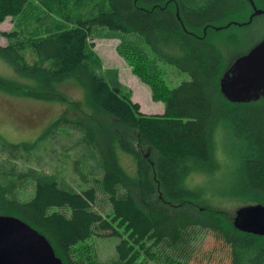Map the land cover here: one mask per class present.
I'll return each mask as SVG.
<instances>
[{
  "label": "trees",
  "instance_id": "16d2710c",
  "mask_svg": "<svg viewBox=\"0 0 264 264\" xmlns=\"http://www.w3.org/2000/svg\"><path fill=\"white\" fill-rule=\"evenodd\" d=\"M250 1L37 0V12L29 0H0V25L17 16L48 22L23 40L17 31L3 33L9 43L0 44V59L18 79L0 85L35 100L71 101L76 110V118L60 117L35 151L0 136V216L39 231L64 264H191L205 233L228 250L229 264H264V235L235 220L240 205L264 206V106L223 95L216 43L249 25L233 21L248 22ZM253 1L264 10V0ZM52 16L62 23L49 22ZM94 27L133 37L118 51L152 99L165 104L163 114H144L109 82L91 42ZM235 35L233 45L242 43ZM162 65L189 80L169 87ZM71 84L83 100L69 99ZM219 138L227 142V164L217 156ZM45 154L70 157L77 180L42 170ZM208 178L227 183L226 195L206 188ZM104 202L110 213L100 211ZM104 232L119 242L101 261L88 243ZM82 246L90 249L75 251Z\"/></svg>",
  "mask_w": 264,
  "mask_h": 264
},
{
  "label": "rangeland",
  "instance_id": "374dc122",
  "mask_svg": "<svg viewBox=\"0 0 264 264\" xmlns=\"http://www.w3.org/2000/svg\"><path fill=\"white\" fill-rule=\"evenodd\" d=\"M29 1H31L30 7L34 11H41L38 7L37 0ZM48 21L53 24L62 23L55 16L49 17ZM47 25V20L37 25V20L27 19L25 16L9 17L0 25V44L6 46L9 43V40L3 36L5 32L17 31L18 39L23 40L24 37H27L28 32H33L36 29H44ZM214 29L222 30V26L215 27ZM235 33L239 35V40L242 43L233 45V40L236 36ZM91 37V42L104 63L102 72L109 82L113 86H121L126 94H130L132 100L140 104L141 111L144 114L158 115L159 112H164L165 104L163 102H155L152 99L150 88L132 73L130 66L118 51V46L121 43L128 40L132 41L133 37L131 35H125L122 32H113L103 27H94ZM263 39L264 16H258L252 23L245 27L234 29L231 33L219 35L216 43L220 51L223 52L224 63L226 65L236 53L249 50ZM235 40L239 41L238 38ZM161 71L166 83L171 88L179 86L182 82L190 78L188 74L179 72L170 65H162ZM4 79H18V76L9 65L0 59V83L4 82ZM67 92L70 97L69 99L72 101H81L84 98L83 92L76 85L71 84ZM73 104L71 101L52 102L35 100L27 96H18L5 89L3 85H0V136L12 143L26 144L35 151L36 148L40 147L43 136L61 119L60 117L76 118V110L72 108ZM220 141L223 143L224 149H219L217 156L222 162L224 161L227 164L228 157H230L228 152H225L227 142L219 138V148ZM36 151H39V149ZM51 156H54V153ZM66 158V162L62 161V163L58 160L52 161L50 154H45L44 158H42L43 160H41L40 168L49 174L58 175L59 178H67L65 179L67 181L66 183L73 184V181H76L77 177L73 174L71 158ZM225 174L227 175L228 181L229 171H225ZM196 181V178L192 180L193 183ZM206 181L209 182L206 188L208 187L210 191L215 194L222 193L226 195L228 191L227 183L224 184L225 188H223L217 186L212 178H208ZM229 205L225 204V206ZM244 205H240L242 207L239 209L245 208L246 206ZM235 209L233 208L230 212H234ZM100 211L110 213V205L104 202ZM118 242L119 238L109 235L108 232H104L103 234L94 235L88 245L90 248H94L99 259L103 261L109 260L114 256ZM198 245L199 248L195 250L194 259L191 264H229L228 250L222 248L212 233L203 234ZM83 248L90 249L89 247L82 246L75 251Z\"/></svg>",
  "mask_w": 264,
  "mask_h": 264
},
{
  "label": "water",
  "instance_id": "95a60500",
  "mask_svg": "<svg viewBox=\"0 0 264 264\" xmlns=\"http://www.w3.org/2000/svg\"><path fill=\"white\" fill-rule=\"evenodd\" d=\"M255 16L264 14L251 1ZM243 65L257 67L264 65V40L253 51L238 60L231 81L240 87H246L255 79L251 73L246 74ZM223 88V87H222ZM239 102L236 98H230ZM238 227L248 229L255 234L264 235V206L256 205L241 208L235 218ZM241 225V226H240ZM0 264H64L56 255L50 241L29 224L20 220L0 216Z\"/></svg>",
  "mask_w": 264,
  "mask_h": 264
},
{
  "label": "flooded vegetation",
  "instance_id": "af4514ba",
  "mask_svg": "<svg viewBox=\"0 0 264 264\" xmlns=\"http://www.w3.org/2000/svg\"><path fill=\"white\" fill-rule=\"evenodd\" d=\"M251 1L254 3L253 0H251ZM251 1H250V3H251ZM254 5H255V3H254ZM251 6L253 8V12L250 14L249 20H250V17L252 16V14L254 13V7H253L252 3H251ZM260 16H264V14H262ZM256 17H258V16H255L253 18V20ZM249 20H248V22H243V23L238 22V21H233V23L238 25V26H241L243 24H250ZM226 27H229V26H226ZM262 41H260L259 43H261ZM259 43L252 46V48H250L249 50H247L245 52L236 53L226 63L225 68H224V73L222 75V80L220 82L221 91L225 97H227L229 99L230 98H232V99L236 98L240 103L259 102V103H262L264 106V65L257 66V67H250L248 65L242 66V68L244 69L246 74L251 73L252 76L255 77V79L251 82V84L246 86V87H240L237 83H234L231 81V78L234 76L233 71L235 70V65L238 62V60L241 58H244L245 56L250 54L253 51V49Z\"/></svg>",
  "mask_w": 264,
  "mask_h": 264
},
{
  "label": "crops",
  "instance_id": "0c3cea01",
  "mask_svg": "<svg viewBox=\"0 0 264 264\" xmlns=\"http://www.w3.org/2000/svg\"><path fill=\"white\" fill-rule=\"evenodd\" d=\"M137 102V101H136ZM164 112L162 111V112H159V114L158 115H161V114H163Z\"/></svg>",
  "mask_w": 264,
  "mask_h": 264
}]
</instances>
